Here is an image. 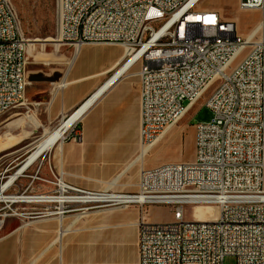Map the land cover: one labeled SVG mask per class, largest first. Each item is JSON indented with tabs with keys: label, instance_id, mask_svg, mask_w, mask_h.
Returning <instances> with one entry per match:
<instances>
[{
	"label": "built area",
	"instance_id": "obj_1",
	"mask_svg": "<svg viewBox=\"0 0 264 264\" xmlns=\"http://www.w3.org/2000/svg\"><path fill=\"white\" fill-rule=\"evenodd\" d=\"M202 2L56 0L60 49L117 46L125 53L121 70L140 66L141 153L151 152L187 116L197 92H211L213 118L197 128L194 162L143 169L137 193L85 190L61 176L47 182L39 177L44 158L22 195H7L19 179L6 190L7 200L0 201V212L10 211L5 219H27L12 209L11 200L22 198L31 203L17 204L37 207L30 214L35 218L135 206L138 264H224L228 257L264 264V50H252L234 22L200 9ZM239 7L261 13L264 34V0H240ZM28 50L12 0H0V117L26 105ZM226 62H236V76L222 74ZM68 140L82 142L78 122L62 142ZM36 181L55 190L27 196ZM110 193H119V201H110ZM154 206H170L174 221L149 222ZM188 207H213L216 220L189 221Z\"/></svg>",
	"mask_w": 264,
	"mask_h": 264
},
{
	"label": "rangeland",
	"instance_id": "obj_2",
	"mask_svg": "<svg viewBox=\"0 0 264 264\" xmlns=\"http://www.w3.org/2000/svg\"><path fill=\"white\" fill-rule=\"evenodd\" d=\"M12 2L21 22L22 31L29 40V45L35 44L32 54L28 50L27 77L43 74L47 78H51L58 74H65L69 69L68 63L72 60L71 53L74 48L65 46L57 52L54 43H48L45 48H42L43 41L56 38V0H12ZM239 5L240 0H203L200 9L216 11L225 21L234 22L237 25L239 35L247 39L260 25L262 21L261 13L259 11L242 12ZM113 51L119 52L118 49ZM247 52H244L243 56ZM34 94L35 86L31 84L27 91L26 105L0 117V140L9 132L18 137H23L31 132L22 142L0 153V180L5 177L4 184L8 182L11 176L18 173L44 137L45 133L40 128L32 130L31 126L33 125L28 121V117H34L37 121L34 113L28 111L31 106L30 97ZM212 118L213 114L210 108L206 106L205 101L198 102L191 108L185 119L178 126L172 128L169 134L153 148L151 153L144 159L143 164L138 163L119 180L118 186L121 187L115 188L114 191L130 192V187L138 180L143 165L146 168H155L165 163L194 162L197 128L201 123L209 122ZM15 139L19 138L15 137ZM49 152L45 153L25 174L19 177L16 187L9 190L7 195H22L26 187L32 182V178L36 177L44 158V165L39 177L47 182H53L55 177L61 176L59 172L52 169L51 162L47 158ZM123 171L70 172V177H73V180H69V182L77 184V187L85 190H103L107 189L109 184ZM3 174L5 175L3 176ZM61 177L68 182L64 175ZM47 182L36 181L34 184L35 189L30 190L27 196L53 192L55 187ZM38 189H41L42 193H38ZM3 207L4 205L1 204L0 209ZM36 208L34 205L27 204H16L12 207V209L18 210L22 214L29 215L27 219H5L4 215L10 214V211L0 212V221L5 222L3 227L10 222L13 223V226H24L29 232L27 239L31 249L30 258L24 264H38L39 256L43 258L44 254H46V258L53 256V252L59 248L58 245L51 247L55 237L46 236L47 245L39 247L38 239L40 236L37 229L59 227L60 218H63V227L69 226L70 230L73 227L81 229V237L85 236L88 240V250L86 251L82 248L81 243L77 244V264H79L80 258L84 256L88 258L94 254L99 238H101L102 251L107 253L109 262L113 264H138L137 241H135L133 232H126V242L122 244L118 240L119 229L117 226L120 216L125 217L128 223H135L139 219V209L137 207L87 213L79 212L49 218L30 216ZM45 209V206L38 207L37 211L42 212ZM215 211L213 207H188L185 210V217L189 221H198L206 218L207 215L214 214ZM149 218L150 222L156 224H168L174 221V212L170 206H154V213ZM224 264H237V260L234 257H228L225 259Z\"/></svg>",
	"mask_w": 264,
	"mask_h": 264
},
{
	"label": "crops",
	"instance_id": "obj_3",
	"mask_svg": "<svg viewBox=\"0 0 264 264\" xmlns=\"http://www.w3.org/2000/svg\"><path fill=\"white\" fill-rule=\"evenodd\" d=\"M116 49L119 50L118 53L113 51ZM71 55L74 59L69 61L70 67L66 73L61 74L62 79L59 84L33 83L35 94L30 97V107L38 122L34 117H28V121L30 120L29 122L33 125L32 130L40 128L46 134L66 122L84 104L87 105L93 101L78 121L82 142L59 141L48 153L47 158L51 162L52 169L59 172L61 176L64 175L68 179V182L65 181L74 186L77 184L69 182L73 180L70 172L124 170L109 184L108 187L114 190L121 187L118 186V182L129 170L138 163L143 164V162L135 164L141 154V80L139 77L141 68L134 66L126 69L124 73L121 72L125 53L121 47L117 46L85 45L77 52L73 49ZM100 92L102 93L97 99L96 95ZM29 133L23 137L10 134L24 140ZM143 169L153 168L141 166L139 178ZM139 178L130 187V192L123 193H137ZM38 193H42L41 189H38ZM148 212L149 220L154 213V207H151ZM140 218V212L139 219L135 223H128L125 217H119L117 222L119 242L122 244L126 242L127 231L133 232L135 241H138ZM68 227L37 229L40 236L39 247L47 245L46 236H54L55 241L64 234L61 242L54 245H58L59 248L53 252V256L48 258L46 254L43 258L39 256L38 264H77V244L81 243L86 251L88 240L85 236L81 237V229L73 227L70 230ZM0 233L2 235L0 264L28 262L31 249L27 239L29 233L27 229L22 225L13 226V223L9 222ZM95 247V255L80 258L79 264H113L107 259V253L102 251L101 238L97 239Z\"/></svg>",
	"mask_w": 264,
	"mask_h": 264
},
{
	"label": "bare ground",
	"instance_id": "obj_4",
	"mask_svg": "<svg viewBox=\"0 0 264 264\" xmlns=\"http://www.w3.org/2000/svg\"><path fill=\"white\" fill-rule=\"evenodd\" d=\"M262 31H263V23L261 22L260 25L256 28V30L251 35H249L247 37V39L250 40V47L252 50H264V34L262 33ZM258 35H260V36H258ZM48 43L49 44L54 43L56 51L57 52L60 51V46L57 45L55 43V40L52 38H49V39L43 41L42 42V48H45L46 44H48ZM34 48H35V44L29 45V53L30 54H32ZM44 56H48V55H44ZM71 66H73V65H71ZM128 67H126L120 71L124 72V71H126V69H128ZM222 74L224 76H236V74H237L236 62H226L225 65L222 67ZM202 100H204L206 106L210 108V106L212 105L211 92H197V95L195 98V105ZM92 102L93 101L89 102L87 105L85 104L81 110L76 112L73 116H71L61 126H59L58 128H56L53 131L47 132L44 135L43 139L38 143L37 147L35 148V150L31 154V156L27 159V161L24 163V165H22V167L19 169V171H18L19 173L11 176L9 178L8 182L6 184H4L3 187L0 189V201H6L7 200V197L5 196L6 190L15 181H17L21 175L25 174V172L28 170V168H30L32 165H34L45 153L51 151L59 141L63 140L66 130H68L72 125H74L75 123H77L79 121L80 117L83 115V113H85V111L88 109V107H90ZM179 123L180 122L174 123L172 125V128L178 126ZM169 131H167L162 136L161 140L166 137V135L169 133ZM22 140H23V138L15 139V137L10 133L5 134L4 137L0 140V153L12 148L13 146L20 143ZM150 153L151 152H148L147 154H146V152L141 153L139 158L135 161V164L138 162H143V160L146 158V156H148ZM107 189L113 190L112 188H109V187ZM11 201L13 203H16V204L17 203H31V200L29 198H25V199L22 198L20 200H11ZM110 201H119V193H110ZM214 220H216V211L214 214H211L209 216L207 215L206 218L199 220V221H214ZM59 222H60V226L63 228V218H60ZM2 225H3V222H0V228L2 227ZM63 237H64V234H62L60 237H58L54 242H52L51 247L55 244H59Z\"/></svg>",
	"mask_w": 264,
	"mask_h": 264
},
{
	"label": "water",
	"instance_id": "obj_5",
	"mask_svg": "<svg viewBox=\"0 0 264 264\" xmlns=\"http://www.w3.org/2000/svg\"><path fill=\"white\" fill-rule=\"evenodd\" d=\"M61 79H62V75L61 74H58V75H56V76H54V77H51V78H47L45 75H43V74H39V75H37V76H31V77H27V81H28V83L31 85V84H33V83H36V82H49V83H53V84H59L60 82H61ZM102 92H104V90H102ZM102 92H100L98 95H96L97 96V99H98V97L100 96V94L102 93ZM95 97V96H94ZM93 99V98H92ZM96 99V100H97ZM61 125V124H60ZM59 125V126H60ZM58 126V127H59ZM67 131V130H66ZM66 133V132H65ZM19 173V172H18ZM18 173H16V174H18Z\"/></svg>",
	"mask_w": 264,
	"mask_h": 264
}]
</instances>
